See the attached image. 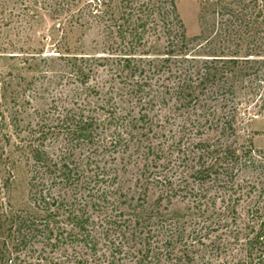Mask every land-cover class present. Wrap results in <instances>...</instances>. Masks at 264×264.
Masks as SVG:
<instances>
[{"label":"rangeland","instance_id":"rangeland-1","mask_svg":"<svg viewBox=\"0 0 264 264\" xmlns=\"http://www.w3.org/2000/svg\"><path fill=\"white\" fill-rule=\"evenodd\" d=\"M175 1L187 36L197 35L201 0ZM64 10L49 0H0V182L7 185L0 202L3 213L20 212L38 222L45 217L29 201L26 146L39 137L53 160L62 164L66 154L69 167L78 171L67 185L54 174L53 182L42 183L57 200L66 198L55 231L70 229L66 214L76 209L90 216V237L75 229L68 240L49 242L41 231L16 234L2 218L0 250L17 245L21 264H242L240 236L251 220L247 204L258 192V173L242 163L233 181L238 189L229 188L231 180L227 187L217 182L200 187L194 172L202 162L192 159L197 151L191 144L211 138V132L181 129L182 116L171 103L158 102L150 110L134 103L126 84L100 60L104 24ZM72 57L83 75L72 71ZM80 104L100 121L93 145L71 144L56 127L57 114ZM244 110L250 121L228 140L264 152V113L250 103L242 105L241 116ZM113 113L120 114L119 121H133L129 129L112 133L119 122H103ZM144 113L152 122L135 123ZM118 137L119 145H113ZM239 191L244 195L233 203L235 215L227 200Z\"/></svg>","mask_w":264,"mask_h":264},{"label":"trees","instance_id":"trees-1","mask_svg":"<svg viewBox=\"0 0 264 264\" xmlns=\"http://www.w3.org/2000/svg\"><path fill=\"white\" fill-rule=\"evenodd\" d=\"M49 1L61 7V11L65 8L72 13L76 11L79 17L104 24L107 37L100 60L126 84L128 97L134 103L147 110L158 102L171 103L182 116L181 129L195 134L203 130L211 132V138H196L191 144L197 151L192 159L197 164L202 162L194 172L200 187L211 188L216 182L227 187L226 183L231 180L229 188L238 189L233 181L242 163H248L258 173L261 178L260 184L255 185L258 192L247 204L251 220H248L247 232L240 237L245 254L242 264H264V152L240 149L228 140L236 137L240 125L250 121L248 110L242 116L239 114L242 105L253 104L258 112L264 113V0H201V29L192 37L186 34L175 0ZM71 60L72 71L83 75L82 66L77 65L78 58ZM84 106L80 104L56 116V127L65 130L71 144L79 146L94 144V132L100 123L98 118L85 113ZM119 115L109 114L103 122L106 126L119 122L112 133L119 134L122 127L127 130L133 123L119 121L122 118ZM139 118L135 123L151 121L147 113ZM39 139L26 146L29 201L40 207L45 217L38 222L20 212L3 213L0 202V221L7 219L16 234L25 230L31 234L41 231L42 239L49 242L68 240L75 229L85 230L84 237H90L86 226L91 218L76 209L66 214L70 229L60 228L59 235L55 231L59 229L54 225L60 216V203L66 202V198L57 200L52 189H44L42 183L48 179L53 182L55 176L51 178V175L54 174L67 185L78 171L69 167L66 154L62 164L53 160V154ZM119 139L111 143L119 145ZM6 187L5 182H0V197ZM243 195L239 191L234 199L228 196L227 206L235 215L233 203H239ZM221 200L226 202L224 198ZM204 209L208 212L209 204ZM142 219H137L138 226ZM15 246L4 245L0 250V264L2 261L21 264V251Z\"/></svg>","mask_w":264,"mask_h":264}]
</instances>
